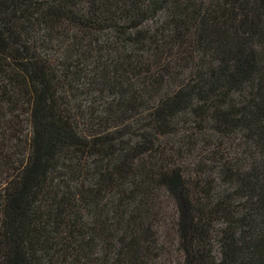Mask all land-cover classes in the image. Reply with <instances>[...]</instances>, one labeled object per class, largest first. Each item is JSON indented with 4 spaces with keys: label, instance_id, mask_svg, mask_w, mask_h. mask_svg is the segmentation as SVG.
<instances>
[{
    "label": "trees",
    "instance_id": "16d2710c",
    "mask_svg": "<svg viewBox=\"0 0 264 264\" xmlns=\"http://www.w3.org/2000/svg\"><path fill=\"white\" fill-rule=\"evenodd\" d=\"M0 264H264V0H0Z\"/></svg>",
    "mask_w": 264,
    "mask_h": 264
}]
</instances>
